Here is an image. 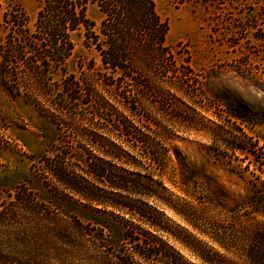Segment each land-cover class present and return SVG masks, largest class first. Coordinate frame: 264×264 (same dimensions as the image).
Segmentation results:
<instances>
[{
  "label": "trees",
  "instance_id": "trees-1",
  "mask_svg": "<svg viewBox=\"0 0 264 264\" xmlns=\"http://www.w3.org/2000/svg\"><path fill=\"white\" fill-rule=\"evenodd\" d=\"M91 7L102 15L99 25ZM169 32L154 0H42L35 17L20 4L3 13L0 92L11 104L32 106L56 128V139L31 156L26 180L0 202V264H192L163 239L172 233L157 206L172 156L184 161L171 144L177 136L144 116V88L157 96L180 93L165 82L172 72V62H162L173 59ZM75 36L98 60L78 51ZM180 74L189 95V72ZM225 103L219 100L236 122L254 121L245 105ZM242 138L217 134L215 145L264 165ZM251 185L238 210L247 220L264 218V180ZM255 224L241 260L203 248L195 256L202 264H264V222ZM34 234L51 243V252L27 263L30 251L16 250L34 243Z\"/></svg>",
  "mask_w": 264,
  "mask_h": 264
},
{
  "label": "rangeland",
  "instance_id": "rangeland-1",
  "mask_svg": "<svg viewBox=\"0 0 264 264\" xmlns=\"http://www.w3.org/2000/svg\"><path fill=\"white\" fill-rule=\"evenodd\" d=\"M41 2L0 0V23L10 4L22 5L35 17ZM154 2L170 27L169 57L173 59L162 62H172L167 64L172 72L165 82L180 93L175 97L157 96L144 88L145 102L152 112L145 111L144 116L147 123L151 118L177 136L171 144L184 160L179 165L172 156L173 162L162 174L167 191L157 206L172 233L163 239L192 264H202L194 253L202 248L236 262L243 256L255 223L264 222L259 216L247 220L238 210L239 202L251 191V182L256 177L264 180V165L256 168L250 153L218 147L215 137L220 134L240 143L233 139L242 138V128L248 137L246 142L255 145L252 150L264 164V0ZM89 17L98 25L102 19L96 7L90 8ZM74 40L80 53L98 60L78 37ZM184 71L190 75L189 95L179 83L180 72ZM219 100L233 107L245 105L254 112V121L236 122ZM184 118L191 121V127L183 123ZM8 124L12 127L3 130ZM217 126H224V130ZM0 129L1 202L26 180L31 156L44 153L56 139V128L32 106L21 100L11 104L0 92ZM35 190L42 194L41 188ZM41 237L34 234V243L17 248L16 252L21 248L30 251L27 263L42 261L51 252V243Z\"/></svg>",
  "mask_w": 264,
  "mask_h": 264
}]
</instances>
